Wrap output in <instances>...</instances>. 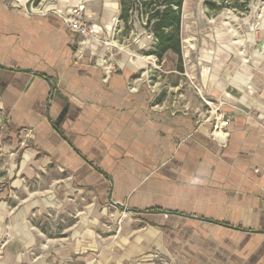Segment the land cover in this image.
<instances>
[{
  "label": "crops",
  "instance_id": "crops-1",
  "mask_svg": "<svg viewBox=\"0 0 264 264\" xmlns=\"http://www.w3.org/2000/svg\"><path fill=\"white\" fill-rule=\"evenodd\" d=\"M79 3L93 37L64 22ZM120 13V0H0L15 158L0 264H264V42L201 76L211 121L207 105L156 93L157 41Z\"/></svg>",
  "mask_w": 264,
  "mask_h": 264
},
{
  "label": "rangeland",
  "instance_id": "rangeland-1",
  "mask_svg": "<svg viewBox=\"0 0 264 264\" xmlns=\"http://www.w3.org/2000/svg\"><path fill=\"white\" fill-rule=\"evenodd\" d=\"M31 1L35 7H40L55 4L57 0ZM207 1H184L181 32L184 72L176 70L178 57L170 52L161 63L157 62L156 58H150L146 73L149 79L159 82L156 93L167 90V93L170 92V99L177 104L187 101L207 105L209 115L212 116L211 121H215L218 116L215 108L218 100L200 92V78L207 69L216 71L222 68L233 50L238 53L239 43L243 56L248 43L264 42V0H250L248 3L247 0H216L217 5L224 4L218 11L210 10ZM134 19L138 23L136 17ZM138 34H141L139 26L135 27L133 38ZM12 152L11 132L0 110V180L4 182L9 180L15 162ZM69 222L70 219L65 216L64 224L67 225ZM147 258L152 257L144 259ZM94 259V261L100 259V252ZM133 260L136 264L157 263V260L146 262L138 258Z\"/></svg>",
  "mask_w": 264,
  "mask_h": 264
},
{
  "label": "trees",
  "instance_id": "trees-1",
  "mask_svg": "<svg viewBox=\"0 0 264 264\" xmlns=\"http://www.w3.org/2000/svg\"><path fill=\"white\" fill-rule=\"evenodd\" d=\"M185 0H120V20L126 26L136 17L142 26L156 39L154 54L161 62L168 53L178 57V71H183L182 21ZM247 0L246 3H248ZM210 10L218 11L224 6L216 0H208Z\"/></svg>",
  "mask_w": 264,
  "mask_h": 264
},
{
  "label": "built area",
  "instance_id": "built-area-1",
  "mask_svg": "<svg viewBox=\"0 0 264 264\" xmlns=\"http://www.w3.org/2000/svg\"><path fill=\"white\" fill-rule=\"evenodd\" d=\"M64 22L72 32L78 33L80 36L93 37L95 35L93 24L85 17L82 3H79L76 7L70 9L66 15H64ZM224 123H227V120H224ZM219 130V124L216 123L214 125L213 134L217 136L216 131Z\"/></svg>",
  "mask_w": 264,
  "mask_h": 264
}]
</instances>
